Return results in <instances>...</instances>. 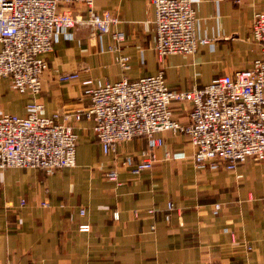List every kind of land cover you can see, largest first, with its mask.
<instances>
[{"label":"crops","instance_id":"crops-1","mask_svg":"<svg viewBox=\"0 0 264 264\" xmlns=\"http://www.w3.org/2000/svg\"><path fill=\"white\" fill-rule=\"evenodd\" d=\"M95 7L118 23L102 37L84 26L56 36L53 52L43 56L48 69L39 96L21 95L0 78V114L27 117V106L36 101L44 106L42 116L57 115V122L79 136L73 168L0 170V264H264V161L248 160L234 171L198 169L187 139L163 133L153 169L135 175L123 163L133 156L138 165L147 139L138 137L104 155L85 114L91 103L82 87L86 79L134 82L164 71L168 87L185 92L249 70L260 57L250 37L264 0H196L198 35L209 43L194 55L166 57L163 64L148 0H96ZM119 31L125 41L112 52V33ZM123 55L130 58L127 70L118 61ZM72 73L80 79L59 81ZM190 112L189 105L175 107L181 121H188ZM114 170L117 182L106 176ZM44 202L50 208H43ZM217 204L221 210L215 213ZM81 224L91 225V232H79Z\"/></svg>","mask_w":264,"mask_h":264},{"label":"built area","instance_id":"built-area-1","mask_svg":"<svg viewBox=\"0 0 264 264\" xmlns=\"http://www.w3.org/2000/svg\"><path fill=\"white\" fill-rule=\"evenodd\" d=\"M148 2L155 10V50L162 64L171 55H194L200 44L209 43L198 35L196 0ZM95 4L96 0H0V78L10 80L21 95L39 96L43 74L48 69L43 56L53 52L56 36L84 26L94 36L102 37L118 23L109 13L99 14ZM73 8H79L80 13L74 15ZM112 37L115 44L110 50H120L124 33L115 32ZM250 41L260 49L253 67L224 75L203 89L172 91L164 71L134 82L83 80V94L91 103L85 114L94 122L93 130L103 154L109 155L138 137L146 138L148 148L140 163L136 165L133 156L123 163L133 174L140 175L153 169L157 162L154 151L165 144L159 135L171 133L184 136L191 144V159L198 169L234 171L248 160L264 161V11L255 15ZM118 61L124 70L129 69V57L120 56ZM79 79L78 73L59 77L61 83ZM187 105L191 112L184 122L176 117L175 107ZM43 108L34 101L27 106V117L0 114V170L54 173L76 166L79 136L71 126L57 122V115L42 116ZM76 119H82L81 112ZM166 157L175 158L170 154ZM106 176L118 181L117 170ZM25 205L23 199L21 206ZM41 206L50 208L47 202ZM174 208L169 205L170 210ZM220 210L221 205H215V213ZM80 213L86 215L84 209ZM119 216L116 212L115 220ZM78 230L90 233L91 225L81 224ZM232 237L236 242L234 233Z\"/></svg>","mask_w":264,"mask_h":264}]
</instances>
